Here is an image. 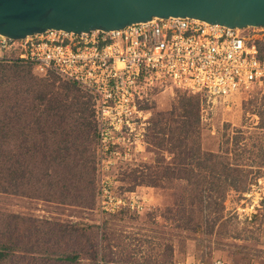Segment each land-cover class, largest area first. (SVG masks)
Returning <instances> with one entry per match:
<instances>
[{"label":"rangeland","instance_id":"obj_1","mask_svg":"<svg viewBox=\"0 0 264 264\" xmlns=\"http://www.w3.org/2000/svg\"><path fill=\"white\" fill-rule=\"evenodd\" d=\"M9 60L0 64V96L22 101L23 144L40 151L33 170L37 189L31 181L22 187L28 196L0 193V241L9 239L13 248L0 264H96L99 259L120 264H264V150L251 145L264 143L258 128L260 112L264 117L261 88L227 98L196 94L200 130L194 142L203 151L227 150L230 162L249 163L253 170L244 190L226 192L220 209L221 204L212 202V190L199 203L200 196L189 195L191 184L178 178L180 171L170 169L183 158L179 101L190 93L156 89L141 104L146 112L137 120L138 128L114 129L109 126L114 119L103 120L105 128H100L91 99L76 86L26 65L13 67L16 59ZM41 91L56 96L65 109L51 110L49 102L39 101L41 114L34 125L30 105ZM79 107L84 108L80 113ZM9 125L12 129L14 122ZM46 145L51 153L44 151ZM44 152L53 159H44ZM194 171L199 172L196 166ZM102 189L127 200L135 194L142 207L100 211ZM64 252L76 258L54 259Z\"/></svg>","mask_w":264,"mask_h":264},{"label":"built area","instance_id":"obj_2","mask_svg":"<svg viewBox=\"0 0 264 264\" xmlns=\"http://www.w3.org/2000/svg\"><path fill=\"white\" fill-rule=\"evenodd\" d=\"M264 26L227 27L186 17H154L109 31L47 30L10 39L0 35V61L22 60L43 76L74 83L114 129L133 130L153 91L176 89L227 98L252 87L264 92ZM14 52L13 56L10 54ZM138 196L102 189L100 211L138 209ZM96 264H120L99 259ZM214 264H224L217 260Z\"/></svg>","mask_w":264,"mask_h":264},{"label":"trees","instance_id":"obj_3","mask_svg":"<svg viewBox=\"0 0 264 264\" xmlns=\"http://www.w3.org/2000/svg\"><path fill=\"white\" fill-rule=\"evenodd\" d=\"M0 64L4 65L7 63L0 61ZM11 64L13 67H17L16 65H26L33 69L30 63L24 62L22 60H14L11 62ZM70 83L76 86L74 83ZM35 97L36 100L33 99L30 105L31 109L34 110L32 114V122L34 125L39 122V117L41 114V111L38 112L39 108L37 106L40 105L38 104L39 101L49 102L47 108L51 110L57 107H62L65 109L64 104L54 95L48 96L46 92L41 91L37 93ZM10 101L12 104H9ZM179 103L182 112V125L185 130V141H183L179 148L180 152L183 154V158L179 160V162L173 161V167L171 165L170 169H177V171H180L181 175L178 176V178L183 179L186 183L191 184V190L193 191L192 193L189 192V195L200 196V199H197L199 203H203L204 194H206L207 198H209L210 191L212 190L214 193V200L212 201L214 206L221 204L219 208L222 209V200L228 190L232 189L242 191L246 188L249 178L248 174L253 171L251 170V164L230 162V157L227 150H222L221 152L203 151L201 149L200 142H194V137L199 134L200 130V121L198 115L199 100L196 94H187L183 96ZM11 109L13 112H9ZM59 109L61 110V108ZM78 109L77 111L80 113L84 108L79 107ZM22 111V101L18 97L10 98L6 96H0V193L2 194L14 193L11 191H15V194L17 195L28 196L25 195L26 193L22 187L23 184H31V181L33 183L34 189H37L38 187L33 181L35 179L33 170L36 168L35 154L40 150L36 145H33V147L30 148L25 147L23 144V129L22 125L20 124L23 114ZM46 114L48 116H53L51 112ZM260 114H263V112H260ZM260 114L259 116L262 120L258 125V128L263 131L264 135V117H262ZM11 120L14 122L12 129L9 125ZM261 144L254 142L251 145L253 147L258 146L257 149L259 151L264 150V143L262 146ZM59 149H64V146L60 147ZM226 149L228 148L226 147ZM44 151H49L51 153L52 149L47 146V149ZM26 153L29 156V160L27 158L25 159V155H27ZM50 153L44 152V159L51 161L53 158H51ZM253 153H256V151ZM195 166L199 170L197 173L194 171ZM260 167H264V162L261 163ZM208 170H210L211 174L208 173ZM208 176L213 178V180L211 179V181H208V179H210ZM193 177L197 178V180L192 182L191 180ZM25 179H28L29 181H25ZM212 202L210 203L212 204ZM217 218H222V215H219ZM5 233H7V229L5 230ZM10 244L12 243L9 241V239L0 241V262L6 261L11 254L13 248ZM35 252L36 251H31L30 253ZM64 253H66L65 256H62V253H59L54 259L73 261L76 258L75 253L71 255H68L67 252ZM31 257L35 258L34 255Z\"/></svg>","mask_w":264,"mask_h":264},{"label":"water","instance_id":"obj_4","mask_svg":"<svg viewBox=\"0 0 264 264\" xmlns=\"http://www.w3.org/2000/svg\"><path fill=\"white\" fill-rule=\"evenodd\" d=\"M154 17L264 26V0H0V35L23 39L47 30L109 31Z\"/></svg>","mask_w":264,"mask_h":264}]
</instances>
